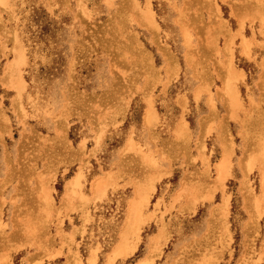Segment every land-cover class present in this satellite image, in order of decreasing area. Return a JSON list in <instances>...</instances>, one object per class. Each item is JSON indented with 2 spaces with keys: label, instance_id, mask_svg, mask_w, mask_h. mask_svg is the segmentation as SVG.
<instances>
[{
  "label": "rangeland",
  "instance_id": "rangeland-1",
  "mask_svg": "<svg viewBox=\"0 0 264 264\" xmlns=\"http://www.w3.org/2000/svg\"><path fill=\"white\" fill-rule=\"evenodd\" d=\"M263 164L264 0H0V264H264Z\"/></svg>",
  "mask_w": 264,
  "mask_h": 264
},
{
  "label": "bare ground",
  "instance_id": "bare-ground-1",
  "mask_svg": "<svg viewBox=\"0 0 264 264\" xmlns=\"http://www.w3.org/2000/svg\"><path fill=\"white\" fill-rule=\"evenodd\" d=\"M237 15V14H236ZM242 18V17H241ZM153 24V23H152ZM153 26H154V24H153ZM220 27V26H219ZM229 31V30H228ZM239 34V33H238ZM131 43V42H130ZM135 43V42H134ZM137 43V42H136ZM142 47V46H141ZM137 49V48H136ZM142 49V48H141ZM144 50V49H143ZM144 51H146V50H144ZM142 54V53H141ZM145 54V53H144ZM144 56V55H143ZM21 61H22V56H21V54H20V52L18 51L17 52V55H16V58H15V66H18L19 65V63H21ZM146 61V60H145ZM148 62H149V60H148ZM139 66V65H138ZM9 69V68H8ZM18 70V69H17ZM14 73V72H13ZM17 75V74H16ZM7 77V76H6ZM8 78V77H7ZM14 78V77H13ZM3 79H5V78H3ZM16 82H17V80H15ZM11 82V81H10ZM5 83V82H4ZM8 84V83H7ZM11 84V83H10ZM18 84V83H17ZM19 86V85H18ZM235 100V99H234ZM257 134V133H256ZM259 136V135H258ZM260 138V137H259ZM255 142V141H254ZM257 148V147H256ZM227 154H229V153H227ZM228 157L229 156H227V155H224L223 156V158L220 160V162L218 163V167H220L222 170H224V169H226L227 168V165H228ZM261 161V160H260ZM261 163V162H260ZM10 171V170H9ZM263 176H264V164H263ZM264 179V178H263ZM71 184V183H70ZM96 187V186H95ZM100 189V188H99ZM98 190V189H97ZM264 192V191H263ZM38 199V198H37ZM133 206V205H132ZM133 213V212H132ZM38 215V214H37ZM130 220V219H129ZM129 220H127V221H129ZM129 225V224H128ZM250 248V247H249Z\"/></svg>",
  "mask_w": 264,
  "mask_h": 264
}]
</instances>
